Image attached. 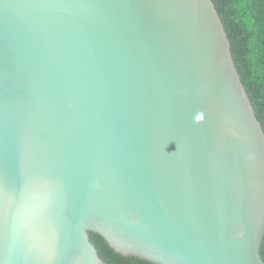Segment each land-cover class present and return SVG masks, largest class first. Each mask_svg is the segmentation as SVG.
Listing matches in <instances>:
<instances>
[{
	"label": "water",
	"instance_id": "95a60500",
	"mask_svg": "<svg viewBox=\"0 0 264 264\" xmlns=\"http://www.w3.org/2000/svg\"><path fill=\"white\" fill-rule=\"evenodd\" d=\"M264 264V128L213 0H0V264Z\"/></svg>",
	"mask_w": 264,
	"mask_h": 264
},
{
	"label": "trees",
	"instance_id": "16d2710c",
	"mask_svg": "<svg viewBox=\"0 0 264 264\" xmlns=\"http://www.w3.org/2000/svg\"><path fill=\"white\" fill-rule=\"evenodd\" d=\"M226 28L242 81L264 128V0H213ZM105 264H155L115 251L97 232L90 231ZM264 259V237L261 244Z\"/></svg>",
	"mask_w": 264,
	"mask_h": 264
}]
</instances>
